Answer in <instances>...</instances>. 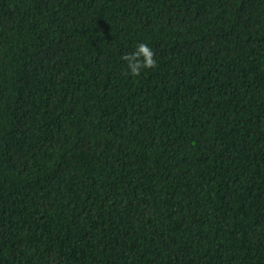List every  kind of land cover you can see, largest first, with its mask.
Listing matches in <instances>:
<instances>
[{
    "label": "trees",
    "instance_id": "obj_1",
    "mask_svg": "<svg viewBox=\"0 0 264 264\" xmlns=\"http://www.w3.org/2000/svg\"><path fill=\"white\" fill-rule=\"evenodd\" d=\"M0 264H264V0H0Z\"/></svg>",
    "mask_w": 264,
    "mask_h": 264
},
{
    "label": "clouds",
    "instance_id": "obj_2",
    "mask_svg": "<svg viewBox=\"0 0 264 264\" xmlns=\"http://www.w3.org/2000/svg\"><path fill=\"white\" fill-rule=\"evenodd\" d=\"M122 59L127 61V69L132 75H139L143 68L155 67L156 60L150 46L145 42L137 44L131 53H125Z\"/></svg>",
    "mask_w": 264,
    "mask_h": 264
}]
</instances>
